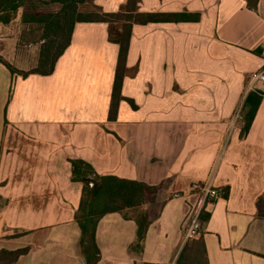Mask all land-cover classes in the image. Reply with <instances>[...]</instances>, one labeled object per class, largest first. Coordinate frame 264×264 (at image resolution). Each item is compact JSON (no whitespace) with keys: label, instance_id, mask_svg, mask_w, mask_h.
<instances>
[{"label":"crops","instance_id":"crops-1","mask_svg":"<svg viewBox=\"0 0 264 264\" xmlns=\"http://www.w3.org/2000/svg\"><path fill=\"white\" fill-rule=\"evenodd\" d=\"M125 1L94 2L112 12ZM139 9L186 10L200 19L132 26L126 65L136 71L121 92L136 108L120 100L113 120L118 45L108 40L106 22H76L49 75L7 69L0 248L29 246L15 264H87L74 220L82 182L72 180L70 162L80 159L90 178L111 174L158 187L141 207L147 224L139 244L134 217L101 216L94 264H188L178 262L182 249L195 264H264V219L255 205L264 194V95L244 135L235 119L248 91L264 93V81L253 78L264 70V0L255 8L247 0H140ZM24 10L0 24V56L31 49L34 66L41 31L22 22ZM194 181L219 195L201 211V235L188 240ZM14 230L24 233L10 237ZM201 242L204 257L196 252Z\"/></svg>","mask_w":264,"mask_h":264},{"label":"trees","instance_id":"trees-1","mask_svg":"<svg viewBox=\"0 0 264 264\" xmlns=\"http://www.w3.org/2000/svg\"><path fill=\"white\" fill-rule=\"evenodd\" d=\"M48 5L57 3L60 8L56 11L40 10L29 7L21 14L24 23L35 24L41 31L36 64L28 70H20L0 56V62L11 74H19L23 77L36 73L49 75L53 72L55 63L70 43L73 26L76 22H106L107 37L110 42L118 45L116 65L112 83L111 97L108 109V119L116 118L118 104L124 99L136 108L133 100L122 95L121 87L125 76L134 75L136 67L129 69L126 65L128 47L134 24L159 23V22H196L200 19V13L183 11H141L140 0H126L118 10L104 11L95 0H36ZM31 0H0V24H9L15 20L19 9L27 6ZM250 8L256 7V0H247ZM264 93L260 89H252L245 95L241 110L240 135H244L256 114ZM1 152V148H0ZM72 164V180L82 182L81 197L74 220L80 228L79 244L82 253L86 256L87 264H94L98 248L95 242V230L98 220L106 213L120 212L126 218L134 217L137 224V243L142 240L147 224L146 211L141 207L149 196L152 199L157 192V186L148 185L145 182L120 178L115 175H98L92 178L87 176L91 166L83 160H70ZM92 183V184H90ZM256 214L264 219V194L255 201ZM130 213V214H129ZM200 218L205 221L206 216ZM24 232H15L10 237L21 235ZM191 240V239H188ZM29 246L18 248H0V264H15L19 256L28 252ZM196 252L204 257L205 249L196 247ZM196 253V254H197ZM178 262L195 264V261H187L184 250L178 256ZM207 264L204 259L203 263Z\"/></svg>","mask_w":264,"mask_h":264},{"label":"built area","instance_id":"built-area-1","mask_svg":"<svg viewBox=\"0 0 264 264\" xmlns=\"http://www.w3.org/2000/svg\"><path fill=\"white\" fill-rule=\"evenodd\" d=\"M253 78L264 81V70L255 73ZM240 112L241 106L235 113V119L240 117ZM190 191L196 196V199L190 211L189 220L185 229V237L187 239H194L198 238L202 233L201 211L204 209L206 203L218 197L219 191L212 184L199 181H194L190 184ZM172 196L179 198L182 195L179 192H174Z\"/></svg>","mask_w":264,"mask_h":264},{"label":"rangeland","instance_id":"rangeland-1","mask_svg":"<svg viewBox=\"0 0 264 264\" xmlns=\"http://www.w3.org/2000/svg\"><path fill=\"white\" fill-rule=\"evenodd\" d=\"M26 5L27 6L24 7L25 10L27 8H29V7H32V8L33 7L34 8L41 7V8H39L40 10H51V4L44 5V4L39 3L36 0H31V2H28ZM16 18H18V15H17ZM16 18H15V20H16ZM39 46H40V44H39ZM38 51H39V47H38ZM32 53L33 52L31 51V49L28 50L26 55L25 54L23 55L21 51H17L14 55L11 54V52H10L7 55H4L5 56L4 58H5V60L10 62V64H12L16 68H27V67H30V66L33 67L34 59H33V54ZM7 73H9L7 68L6 67H2L0 65V124H1V122L3 120V118H4V108H5V105H6L8 96H9V90H10V88L7 87V82H8L6 80ZM9 84H10V82H9ZM242 114L243 113H242V110H241L240 117L237 118V119H239L238 121H240V123H241V120H242ZM15 232L17 233V231L14 230L13 233H15ZM17 236L18 235H15L14 237H17Z\"/></svg>","mask_w":264,"mask_h":264}]
</instances>
